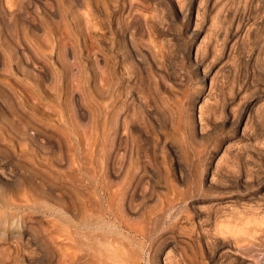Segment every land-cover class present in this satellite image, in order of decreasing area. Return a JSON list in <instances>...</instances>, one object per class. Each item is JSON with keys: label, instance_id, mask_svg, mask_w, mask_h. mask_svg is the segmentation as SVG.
<instances>
[{"label": "rangeland", "instance_id": "obj_1", "mask_svg": "<svg viewBox=\"0 0 264 264\" xmlns=\"http://www.w3.org/2000/svg\"><path fill=\"white\" fill-rule=\"evenodd\" d=\"M0 2V264H58L60 250L48 245L66 223L80 221L76 204L96 198L123 204L121 196L114 202L115 194L110 203L102 186L124 190L138 170L146 172L144 185L156 186L154 196L142 200L149 186L138 178L143 187H137L136 202L143 206L131 201L139 213L125 214L145 237L138 239L110 215L108 235L144 241V250L137 248L144 252L141 264L166 239L172 248L167 252L185 264L193 258L195 264H235L218 248L262 226L264 147L260 136L259 145L256 136L242 135L234 117L233 0H16L11 12ZM261 15H254L256 22ZM15 20L17 29L10 27ZM258 27L253 35L260 40L264 27ZM241 69L245 73L244 62ZM112 117L130 139L123 146L130 151L134 143L126 152L133 160L123 152L116 160L130 168L119 175L104 160L117 144ZM38 128L61 140L62 149L34 140ZM85 134L87 140H74ZM73 162L81 166L77 183L66 178ZM107 177L111 181L102 183ZM47 181L54 185L45 199ZM261 233L262 246L241 241L232 251L261 260Z\"/></svg>", "mask_w": 264, "mask_h": 264}, {"label": "bare ground", "instance_id": "obj_2", "mask_svg": "<svg viewBox=\"0 0 264 264\" xmlns=\"http://www.w3.org/2000/svg\"><path fill=\"white\" fill-rule=\"evenodd\" d=\"M261 1L260 0H233V21H234V23L236 25V28H235L234 34L232 33L233 34V38L232 39H233V53H234V60H235L234 70H235V74H236L235 75L236 76V81L235 82L237 83V87H236V90H235L236 93L234 92V94H236L235 95V98H234L235 104H233L234 105L233 106L234 107V111L233 112H234L235 115L234 114L233 115H234V117H236L238 119L239 123H241L243 125L242 135H245V136H248V137L249 136H252V137L260 136V138L262 140L263 147H264V37L262 39L258 40L256 38H254V35H253V30H254L255 27H258L260 24L263 25V27H264V2L262 1L261 5L259 6V4H260ZM15 2H16V0H5L6 9L9 10V12H11L10 11V8L15 5ZM259 7H261V8H259ZM257 12H261L262 13L260 23L259 22H256L255 19H254V15ZM4 24H6V23L4 22ZM8 25H10V24H8ZM11 26L13 27V29H17V27L20 26V22L18 20H15L14 22H12V24L10 25V27ZM258 29H259V27H258ZM257 30H256V33H257ZM192 34L194 36L198 35V33L195 31V29L192 30ZM130 41L132 42L131 38H130ZM131 44H133V43H131ZM198 50L199 49L196 50V54H195L196 56L195 57H196V60L198 62H202L203 60H201V58L199 56ZM138 53L139 52H137V56H140V54H138ZM242 62H244V65H245V70H244L245 73H243L242 72L243 70L241 69V63ZM203 66L205 67V65H203ZM113 81H114V79H113ZM109 84H112V83L109 82ZM235 86H236V84H235ZM106 87H108V86H106ZM109 87L110 88L108 90H110L112 88L111 85ZM133 94L135 95L136 93H133ZM242 96H245L246 98L244 99V101L240 102L239 99L241 100ZM115 103H116V101H115ZM198 103H199V101L196 102V105H198ZM113 105H112V107H113ZM115 106L116 105H114V107ZM122 106L123 105H121V107ZM195 106H194L193 109H195ZM112 107L110 108L111 110L113 109ZM125 108L127 109V106ZM108 109H109V107H108ZM119 109L120 108H118V111H120ZM200 110H201V107H200ZM232 110H233V108H232ZM116 111H117V109H116ZM107 117H108V115H107ZM112 118L114 120V117H112ZM120 118L122 119L123 118V115L122 116L120 115ZM107 119H111V118H107ZM68 121H70V120H68ZM114 121H113V124L115 123V126L116 127H115V131L114 130L113 131L117 135L116 136L117 138L115 137V141L117 139V144L115 143L116 145L114 144L115 146H113V145H111L112 142L111 141H108V142H111V143H109L111 146H109V148L105 146L106 149L108 148V151L106 152V156H104L106 158L104 160L106 161V169L109 170L112 175H119L121 173V170L124 171V168L126 166H129V165L125 164L126 163L125 162L124 164L126 166L124 167V164L122 162H118L117 163L116 160H118L119 157L121 159L122 156H124L126 154V152L129 151V150H127L129 146L128 147L126 146L127 148H125V146H123V144H124L123 141L127 138V136L125 138V136H124L125 133L122 132L121 125L118 124L119 121H120V119L118 121L117 120L115 122ZM109 123H111V122H109ZM109 123L107 121V124L106 125L108 126V132L111 133L112 132V129H111L112 128V126H111L112 124H109ZM109 125H110L111 128L109 127ZM194 125L196 126V124H194ZM105 129H107V128L105 127ZM46 131H48V130H46ZM46 131L45 130H42V129L40 130L38 128L37 131H36V134L34 133L35 135H34V138L33 139L36 140V141L37 140L38 141L39 140L40 141L41 140H44L45 141V146L44 147L47 148V149H52V148L53 149L54 148L57 149L58 147H59V149H62L61 148L62 147L61 140H59V139L58 140L57 139H55V140L52 139L53 136H51V134L47 133ZM257 131L259 133H257ZM108 132H107V135L104 134V139H106L105 138V135H106V137L108 136ZM86 134L85 135H82V136H78L79 138L76 136V139H74V140H76L77 143H81V141L84 140L83 138H85L86 140L88 139L87 136H86ZM110 137H109V139H110ZM257 138H258L257 139V142H258L259 137H257ZM128 139L129 138H127L125 141H130V139L129 140ZM62 140H63V138H62ZM106 140H104V141H106ZM111 140L113 141L112 138H111ZM259 142H261V141L259 140ZM254 143H256V142H254ZM106 144H108V143H106ZM126 144H124V145H126ZM251 144H253V143L251 142ZM133 145H134V143L131 144V148H132ZM259 145H260V143H259ZM95 146H96V144H95ZM95 146H94V148H95ZM261 147L259 146V149ZM94 148H93V151H94ZM102 148H104V147H102ZM131 148H130V151H133L134 148H133V150ZM97 149H99V148H97ZM122 149H124L125 151H121ZM245 149H246V145H245ZM262 150H264V149H262ZM255 151H258V149L255 150ZM121 153H122V156H120ZM132 153H129V154L127 153L126 155H129V157H130V154L132 155ZM262 153L264 154V152H262ZM248 154H249V151H248L247 155ZM252 154L250 152V155H252ZM132 157H130V158L133 160ZM97 159H98V157H97ZM122 159H121V161H122ZM129 161H128V163H129ZM140 161H142V160H140ZM254 161H255V164H256V161H258V160H256V158H255ZM138 162H139V160H138ZM260 162H262V161H259L257 163H260ZM8 164H10V163H8ZM75 164L76 163H74V162L72 163V165H71L72 166L71 167V171L66 174V178L69 179L72 182H76L77 183L79 181V179H78V175H76V172L80 171V167L81 166L78 167L80 165L79 164L78 166L76 165L77 166L76 167ZM81 164H82V162H81ZM130 166H133V163ZM259 166L262 167L261 164ZM135 167H136V165H135ZM135 167H134V169H135ZM127 168H129V167H127ZM127 168H125V170ZM109 171H107V173ZM30 172L33 173V171H31V170L29 171V173ZM144 173H146L145 170H138V174L136 173L137 176H136V174H135V176L133 175L134 177L131 176L133 179L129 177L132 180V182H131L130 179H128L127 181H130L129 183H132V184L129 185L128 182H127V185H129V187L126 186L128 188L125 187L126 189H124V190H123V187L120 188V186H119V188H117L115 190L116 187L114 185L112 187L109 182H106L109 179L110 175H108L109 177H107V179H102V178L100 179L102 181L105 180V182H106L105 184H103L104 186H102V187H104L103 190L106 191L105 193H108L109 192L108 193L109 194L108 197H109L110 203L113 202L111 200V198L115 197L114 196V194H115V195H117V197L113 198L114 202H116V201L118 202L119 199L117 200V198H118V196H121V198L125 201V202L122 201L123 204H120L121 202L119 204H117V203L116 204H100L101 200L98 199V198H96V201L94 202L96 204H94V203L93 204H86V205L85 204H82L81 206H78V204H76V206H77L76 210L77 209L79 210V213H78L77 216H80L78 218V219H80V221L79 222H73L72 225H71V223H72V221H71L70 224L69 223H66V225H64V227L62 226L63 228L61 230H58V234L55 237H52L51 236L52 237L51 239H53V242L50 241L51 239L49 238L50 239L49 241H50V243L52 242L51 243L52 245H48V246H52V247L57 248L58 250H60V255H61L62 258H59V259H61L60 262H59V259H58V262L56 261L58 264H141L142 263L141 261L144 259V255H143L144 252L139 253L137 251V248H139L140 250L143 251L144 250V245H145L143 243L144 241L143 242H138L136 240L129 239V238H126V237H125L126 238V241L124 240V237H123V240H121V239H118V238H120V236L118 235L119 233L117 234L118 237L114 236L115 234L114 235L113 234L112 235H108V234H110L109 231L110 232L112 231L110 229V228H112V224L107 221V217L106 216L107 215H110L111 218L113 217L114 219H119V222L118 223H124V224L127 223L129 226L127 224H125V225L128 227V229L131 232L135 233V235L137 236V238L138 237H141V238L142 237H145L144 236L145 233L142 230H139L138 229L139 226L135 225V227H134L133 222H131L130 224L128 223L130 220L128 221L126 218H128L129 216H127L125 214L127 212L130 213V215L131 214H136L140 210L139 208L141 206H143V203H140V202H143V201H141L140 199H139L140 202L139 201L136 202V200H138L137 197H139L138 196L139 193H138L137 196H136V194H137V189L140 186H142V185L145 184V182H144L145 179L142 178L143 175H145ZM208 173H207V176H208ZM105 174H106V172H105ZM150 174H148V175H150ZM3 175H5V174H3ZM34 175H36V174H34ZM101 175H103V174H101ZM150 176H152V175H150ZM138 178H141V180L143 181V182L141 181L143 183L142 185H138L140 183L139 182L140 180ZM46 179H48V178H46ZM244 179H246V178H244ZM148 182L151 183L150 181H147V183ZM46 183H45V185H46L47 188H46V191L44 192L43 198L48 199L49 197H51L52 186L54 184L51 185V183L50 182L48 183V181ZM102 183H104V181ZM97 184H98V182H97ZM124 184L122 183V185H124ZM57 185H56V187H57ZM153 185H154V183H153ZM153 185L152 184H150V186H149V184L148 185H144V186H147V187L149 186V189H148L149 190L148 191L149 194L148 195H145L144 194L145 196H143L142 200H147L148 201L149 199L151 200L153 198V196H154L153 195L154 194V187H156V186H153ZM62 186L61 187H58L57 190H63V189H61V188H64ZM74 188H76V187L74 186ZM145 188L146 187H144V189ZM96 189H97V187H96ZM92 190H94V189H92ZM103 190H102V192H103ZM72 191H74V189ZM91 195H92V193H91ZM135 196H136V199L134 201V199L132 197L135 198ZM75 197H76V194H75ZM104 197H103V199H104ZM92 198L94 199L95 196L92 197ZM121 198H120V201H121ZM131 201L135 202L136 204L139 202L142 205H140V206L138 205L139 208L137 207V209H138L137 210V209H135L132 206V205H136V204L135 203L134 204H130ZM144 203H145V201H144ZM45 204H49V203H47L45 201ZM59 204H62V203L60 202ZM263 208H264V206H263ZM259 209H262V207L259 208ZM259 214L262 216V221H261V225L262 226L260 228L251 231V233H248V234H250L248 237H245V236H242V237L234 236V237H232L231 239H233V241H234L233 243L234 244L232 242L231 243H225V242H227V240H226L224 243L219 244V248L217 246L218 251L223 250V249H224V251H225V249L227 250V251H225V252H227V253H225L226 254L225 257L231 258L232 259V263L234 262L235 264H264V256H263V258L261 260H258L257 258L244 259L243 257H238L232 251L235 243L237 244V243H239L241 241L246 242V244H250V245L251 244H255V246L256 245H259V246H262L263 245V244L259 243L258 235L259 234L262 235L261 232H264V209L259 210ZM58 216H62V214H58ZM108 218H109V216H108ZM129 219H130V217H129ZM54 221L57 222L58 220L55 219V217H54L53 222ZM146 224H148V223H146ZM113 226H115V224H113ZM130 226L131 227H134V228H131ZM136 226H137V228H136ZM146 228H148V227H146ZM107 229H108V231H107ZM118 229H119V226H118ZM125 229H127V228L125 227ZM144 230H146V229H144ZM118 232H119V230H118ZM120 233H123V232H120ZM147 235H148V233H147ZM170 236H171V234L169 235V237ZM166 240H164L165 242L164 243L162 242V244L160 242V244L158 246L157 245L156 246L153 245L151 247L152 248V251L150 253V257H148V261L146 260L147 261V264H159V261L161 259H164L165 260V264H185V261L184 260L177 259L176 256L175 255L173 256V254L170 251L167 252L168 249L170 250L172 248H171L170 240H169V242H166ZM171 242H173V241H171ZM262 243H263V241H262ZM127 247H129V248H127ZM52 258L54 259V256H52ZM190 261L193 264L196 263L195 258L191 259ZM223 263H224V260H223ZM223 263L221 262V264H223Z\"/></svg>", "mask_w": 264, "mask_h": 264}]
</instances>
